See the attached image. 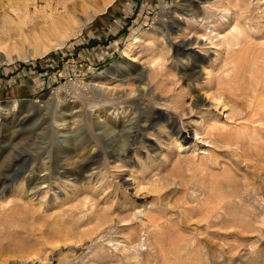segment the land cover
I'll return each instance as SVG.
<instances>
[{"label":"rangeland","instance_id":"rangeland-1","mask_svg":"<svg viewBox=\"0 0 264 264\" xmlns=\"http://www.w3.org/2000/svg\"><path fill=\"white\" fill-rule=\"evenodd\" d=\"M9 1L0 264H264V0Z\"/></svg>","mask_w":264,"mask_h":264},{"label":"bare ground","instance_id":"bare-ground-1","mask_svg":"<svg viewBox=\"0 0 264 264\" xmlns=\"http://www.w3.org/2000/svg\"><path fill=\"white\" fill-rule=\"evenodd\" d=\"M11 1H9L8 3H12L13 2V1L12 2ZM14 1H15L16 5L12 7V5L10 4L9 6L12 9V11H19V10H23L24 9L22 18L21 17L20 18L17 17V18H19L17 23H24L27 20V17H28V15H27L28 14L27 5H28V2H30V0H14ZM112 1L113 0H81V7H82L81 11H82L83 14H81L78 19H74L73 18L74 14H77V13H74V11H72V13L71 12H67V14L65 16L66 21L75 22L76 26L73 24L74 26H73L72 29H67V27H65V28L63 27L64 29H62V30L59 29L57 20H59L60 18H63V17H57L58 18L57 19V18H54L52 16L51 23H50V26L48 27V30H49V32L52 35H56L55 36L56 38H53L52 36H50L51 38H53L54 41H51V39L49 38L50 39L49 40L50 43L48 44V43L45 42V44H42L41 46H39V44L36 42V40H34V44L35 45L33 46L32 49H30L31 57H37V55H40L41 53H44V52L48 51L50 47H58L59 48V46L64 42V39L67 36L78 32L82 25H84L88 21H90L92 19V17L95 16V14L97 12L104 11L105 8L109 4H111ZM57 2H58V0H57ZM58 3L61 4L62 8H65L66 3L63 0H59ZM7 8H8V6H7ZM49 11H51V10H49ZM42 30H45V29H42ZM48 30H45V31L47 32ZM47 37H48V35H47ZM42 41H44V39ZM134 42H136V41H134ZM0 50L3 51L2 53H0V64L7 63V62H10V61H12V60H14L16 58H22L24 56L23 51L21 49L18 50L15 47H10L9 48V46L7 47V45H3L2 42H0ZM13 51H15V52H13ZM122 69H124V68H122ZM80 83H81L80 85L83 86L85 90L89 89L90 87H94V88L98 87V89H101V88L103 89L104 88L101 85L95 83V81L94 82H90V81H82L81 80ZM217 99H219V98H217ZM97 124L101 128H103V126H104L103 121H98Z\"/></svg>","mask_w":264,"mask_h":264}]
</instances>
